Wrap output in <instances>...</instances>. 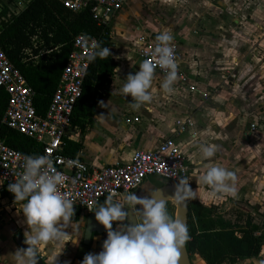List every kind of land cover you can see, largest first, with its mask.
Wrapping results in <instances>:
<instances>
[{
    "label": "crops",
    "instance_id": "obj_1",
    "mask_svg": "<svg viewBox=\"0 0 264 264\" xmlns=\"http://www.w3.org/2000/svg\"><path fill=\"white\" fill-rule=\"evenodd\" d=\"M2 1L14 14L30 2ZM109 24L117 66L111 86L98 91L92 125L82 132L72 123L67 139L82 144L76 156L98 169L130 164L137 150L155 149L173 136L177 120L193 118L195 128L177 139L188 156L192 189L198 188L202 169L217 164L236 174L238 189L233 197L215 194L200 183L196 200L214 206L230 221L228 212L234 204L246 205L253 223H264V66L260 58L264 53V0H129ZM165 31L179 45V63L188 82L178 77L174 90L168 93L161 88L165 76L155 72L151 102L134 110L132 97H126L121 89L128 74L139 71L140 39L156 43V36ZM190 84L217 93L204 101L191 92ZM100 101L107 106L101 107ZM135 117L140 118L139 123H126L127 118ZM252 122L258 125L256 131L250 130ZM201 144L216 146L215 156L203 159ZM157 181L151 177L134 194L145 197ZM0 192V199L5 194L0 201L5 217L28 231L24 217L16 218L6 210L23 204H12L1 185ZM0 233L2 240L9 237ZM16 250L8 243L0 244V262L16 264ZM52 252L41 254H49L48 264L59 263L60 249Z\"/></svg>",
    "mask_w": 264,
    "mask_h": 264
},
{
    "label": "clouds",
    "instance_id": "obj_2",
    "mask_svg": "<svg viewBox=\"0 0 264 264\" xmlns=\"http://www.w3.org/2000/svg\"><path fill=\"white\" fill-rule=\"evenodd\" d=\"M173 39L166 31L158 34L152 53L154 60L141 61L139 71L128 74L121 91L126 97H132L130 105L134 110L151 102L150 89L157 66L166 73L161 88L168 93L174 90L173 85L178 81V63ZM93 48H99V45L94 42ZM109 55H112L110 49L103 48L90 52L88 59L94 60L96 56L104 59ZM99 104L107 106L104 101ZM200 151L203 159H211L217 148L201 144ZM23 168L20 179L8 185V191L14 194L16 202H24L22 210L30 229L24 234L28 247L18 248L15 259L16 264H39L41 251L67 241L69 233L65 229L75 215L74 203L61 192L66 177L53 168L50 157L25 156ZM178 180L175 194L170 198H165L160 188L152 187L148 188L149 195L143 198L134 193L127 195L126 207L114 202L109 195L95 210L89 209L107 230V239L103 242V250L98 254H86L82 264H180L182 251L190 240L189 229L182 219L169 214L168 200L174 199L178 204L186 205L198 197L200 183L207 185L215 194L233 197L238 189L236 174L218 164L202 169L195 191L187 177ZM72 183H76L75 179ZM137 205L141 207L138 209ZM125 208L131 211H125ZM129 220L132 222L123 223ZM114 222H120L116 229H113ZM73 243H78V240Z\"/></svg>",
    "mask_w": 264,
    "mask_h": 264
},
{
    "label": "built area",
    "instance_id": "obj_3",
    "mask_svg": "<svg viewBox=\"0 0 264 264\" xmlns=\"http://www.w3.org/2000/svg\"><path fill=\"white\" fill-rule=\"evenodd\" d=\"M62 1L67 8L75 12L91 6L99 22L109 24L112 15L121 11L129 0ZM5 7L3 1L0 0V15ZM82 37L84 39H81ZM94 42L99 45L96 39L85 35L75 38L73 51L44 116L37 113L35 90L0 47V88L6 91L9 100L2 123L42 145V150L38 155L50 157L53 168L66 177V181L61 186V192L66 193L72 199L74 207L89 212H91L89 209L94 210L109 195L117 198L130 194L151 177L163 178L175 184H178L179 178L188 177L190 173L188 156L177 139L195 128L193 118L177 120L173 136L165 139L155 149L137 150L131 163L126 165L117 164L98 169L83 161L79 156L66 155V139L72 128L74 107L81 95L91 61L88 55L90 52L99 50V48H93ZM140 42L142 44L139 51L141 60H154L152 53L156 43L145 38H141ZM172 43L178 63V77L181 82L187 83L188 80L182 74L179 63V45ZM155 72L166 75L159 66L155 68ZM189 89L199 94L204 101H208L217 93L214 89L201 90L192 84ZM139 122L138 117L126 119L128 125ZM256 129L258 125L252 122L250 130L256 131ZM25 156L30 155L12 149L0 138V183L14 205L24 202H16L14 194L8 191V185L15 183L23 174ZM73 179L76 181L75 184L72 183Z\"/></svg>",
    "mask_w": 264,
    "mask_h": 264
},
{
    "label": "trees",
    "instance_id": "obj_4",
    "mask_svg": "<svg viewBox=\"0 0 264 264\" xmlns=\"http://www.w3.org/2000/svg\"><path fill=\"white\" fill-rule=\"evenodd\" d=\"M15 3L17 0H8ZM0 47L35 90V107L44 116L55 94L65 66L79 35L96 39L99 50L113 47L112 27L102 24L89 6L75 12L62 0H30L26 8L14 14L9 8L0 15ZM117 63L112 55L96 56L89 68L73 112V124L82 132L92 125L98 104V91H106L112 84ZM8 95L0 88V138L6 145L30 156L38 155L42 145L2 123L8 107ZM65 154L75 157L81 143L66 140ZM5 197V194H3ZM188 229L190 256L199 255L206 264H237L246 259L259 258L264 236H257V228L248 219L239 225L224 218L214 206L190 200ZM174 217V207L167 206Z\"/></svg>",
    "mask_w": 264,
    "mask_h": 264
},
{
    "label": "flooded vegetation",
    "instance_id": "obj_5",
    "mask_svg": "<svg viewBox=\"0 0 264 264\" xmlns=\"http://www.w3.org/2000/svg\"><path fill=\"white\" fill-rule=\"evenodd\" d=\"M189 177H190V173H189V176L187 178H189ZM127 195L128 194L121 195V196L117 197V199H118L117 202L125 204V207H126L125 197ZM3 198H5V197L2 196L1 200ZM105 200H103L100 204H98V206L103 204L105 202ZM167 206H168V204H167ZM3 209L4 208L0 205V232L4 231L5 234L9 235V237L6 240H2L0 238V244H2L3 242L4 243H8L9 245L15 246L18 249L19 246L16 243V239H17L18 236H22V237L25 238V235H24L25 234V230H23V228H21L16 223L15 220H13L11 218L8 219L7 217H5V213H7V212L5 210H3ZM124 210L125 211H129L128 208H125ZM74 211H75V215L72 217V222L65 229V231L69 233L68 239L63 244H60V245H63V248L60 249L61 260H60L59 263H56V264H81L80 262L76 261L78 253L88 254V253H92L94 251H100V250L103 249L102 248L103 244H98L97 241H96L97 239H95V238H98L97 235H93L91 237L90 246H86L84 244L85 239H86L85 233H86V223H87V220H88L87 217L93 211L89 212V211H86V210L78 208V207H74ZM10 215H11V213H10ZM6 218H7V220H6ZM248 219H251L253 227L257 228L256 235L257 236H261V235L264 236V223H261V225L258 224L259 227L255 226L254 225L255 223H253L254 218H252V216L250 214H248V216L246 217V221H244L242 224L238 223L237 221H233V222H237L239 225L243 226V225H245V223L247 222ZM117 224H118V222H114L113 223V228L115 226H117ZM28 231H30V229ZM106 239H107V235H106L104 241ZM76 240H78V243H73V241H76ZM43 251L46 252L47 250L44 249ZM50 251L48 250V252H50ZM263 251H264V246H263V250H262V253H261L260 257L259 258H252V259L261 260L262 257H263ZM39 256L43 259L44 264H48L47 260L49 258V254H47V257H43L41 252H40ZM194 256L198 257L200 261L202 260L201 257L199 255H197V254H195L193 256H190L193 264H195L194 261H193V257ZM246 260H251V259H246ZM246 260H242V261H246ZM242 261H240V262H242ZM240 262H238V263H240ZM0 264H2V263L0 262Z\"/></svg>",
    "mask_w": 264,
    "mask_h": 264
},
{
    "label": "water",
    "instance_id": "obj_6",
    "mask_svg": "<svg viewBox=\"0 0 264 264\" xmlns=\"http://www.w3.org/2000/svg\"><path fill=\"white\" fill-rule=\"evenodd\" d=\"M156 178H158V177H156ZM149 179H147V180H149ZM156 184L157 185L154 186V187L155 188H160L161 189V192H162V195L165 198H170V197H173L174 196L175 191H176V185L177 184H175L174 182L165 180L163 178H158V181L156 182ZM0 185H1V183H0ZM143 185L141 187L137 188L136 190H134L133 193L138 192L143 187ZM148 195H149V193L146 196H148ZM0 197H1V192H0ZM117 200H118L117 198H113V201L114 202H117ZM172 200H174V199H169L168 202H167V204L172 205L171 204V201ZM140 207L141 206L137 205V208L138 209ZM129 211H131V210L129 209ZM177 211H178V216L176 215ZM188 215H189V202H187L186 205H181V204H178L177 203V208L174 207V218H180V219H182L184 221V223L188 226ZM87 218H88V220H87V223H86V233H85L86 239H85L84 244L86 246H90V244H91V237L93 235H97L98 236V238H95V239H97L96 241H97L98 244H103L104 239H105V237L107 235V230L105 229V227L102 224H100L96 220V216H95V213L94 212H92ZM131 222L132 221L129 220V221H125L123 223L128 224V223H131ZM118 223H120V222H118ZM117 226H118V224H117ZM117 226H115L113 229H116ZM16 243L19 246V248L26 249L28 247V245L25 243V238L22 237V236H18L17 237ZM102 250H100V251H94L92 253L93 254H98ZM85 255L86 254L78 253L77 260L76 261L77 262H80L82 264V261H83V258H84ZM39 264H44V261H43V259L41 257L39 259ZM180 264H193V262H192V260L190 258V254H189L188 249H187V244H186V246L184 247V249L182 251Z\"/></svg>",
    "mask_w": 264,
    "mask_h": 264
},
{
    "label": "rangeland",
    "instance_id": "obj_7",
    "mask_svg": "<svg viewBox=\"0 0 264 264\" xmlns=\"http://www.w3.org/2000/svg\"><path fill=\"white\" fill-rule=\"evenodd\" d=\"M23 5V1H26V0H20ZM14 7V5H13ZM262 57L261 58V63L262 65L264 66V53L261 54ZM1 200V199H0ZM6 201V200H5ZM5 201L3 200L2 204L5 203ZM172 204V203H171ZM10 205V204H9ZM175 208H177L174 204H172ZM8 212H12L13 215L17 218H23L26 220V217L24 216V213H23V210H22V207H16V206H13V205H10L8 206V208L6 209ZM251 212V209L250 207H247L246 205L245 206H240V205H236L234 204L233 206V209L231 211H229L227 214L230 215V219L232 221H237L238 223L242 224L244 221H246V217L248 216V214H250ZM177 215V213H176ZM261 220H258V222H255V226L259 227V225H261L262 221L260 222ZM26 226L27 225V220L25 221ZM259 224V225H258ZM27 228V227H26ZM28 230V229H27ZM26 232V230H25ZM63 248V245H55V246H49V247H46L45 250H47L46 252H48V250L50 251V253L52 251H57L59 249H62ZM53 253V252H52ZM193 261L195 264H202V262L199 260L198 257H193ZM239 264V263H238ZM240 264H264V253H263V257L261 260H255V261H249V260H246V261H242L240 262Z\"/></svg>",
    "mask_w": 264,
    "mask_h": 264
},
{
    "label": "bare ground",
    "instance_id": "obj_8",
    "mask_svg": "<svg viewBox=\"0 0 264 264\" xmlns=\"http://www.w3.org/2000/svg\"><path fill=\"white\" fill-rule=\"evenodd\" d=\"M171 203L177 207V202L175 200H172ZM177 216H178V211H177Z\"/></svg>",
    "mask_w": 264,
    "mask_h": 264
}]
</instances>
